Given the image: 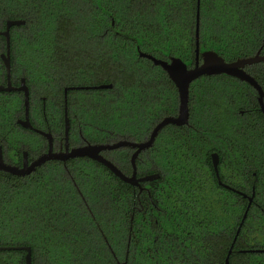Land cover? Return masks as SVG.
<instances>
[{
    "label": "trees",
    "instance_id": "obj_1",
    "mask_svg": "<svg viewBox=\"0 0 264 264\" xmlns=\"http://www.w3.org/2000/svg\"><path fill=\"white\" fill-rule=\"evenodd\" d=\"M196 12L197 0H0V31L8 19L25 20L10 28V55L36 82L32 88H45L49 67L62 76L58 84L82 86L69 93H80L88 139L142 140L178 101L167 73L140 52L193 64ZM199 47L226 61L264 54V0H200ZM245 69L264 90V62ZM257 97L228 74L192 81L188 124L165 126L136 161L139 175H160L141 183L149 193L82 159L83 196L70 182L49 196L31 181L0 178V245L30 246L31 264H224L233 243L229 264H264ZM117 152V166L130 171L128 149ZM25 255L1 250L0 264H25Z\"/></svg>",
    "mask_w": 264,
    "mask_h": 264
},
{
    "label": "flooded vegetation",
    "instance_id": "obj_2",
    "mask_svg": "<svg viewBox=\"0 0 264 264\" xmlns=\"http://www.w3.org/2000/svg\"><path fill=\"white\" fill-rule=\"evenodd\" d=\"M10 39H11V35H10ZM2 53H6V49L4 52H0V62L5 72V75L0 74V86H9L8 82H10V87H11L9 90H0V162H2L6 166L14 167L19 170L22 168H29L40 157L47 154L49 149L51 150L52 153H65L67 150L70 151L72 148H76L88 144H100V143L108 144L120 140H129L134 142L144 141L148 139L154 126L159 121H161L165 116H176L178 114L179 95L177 91V93H175L178 101L176 111L174 113L167 112L166 115H163L159 120H157L154 126L152 127L150 133L144 139L142 140L129 139L127 137H124L113 140L111 142L92 141L85 136L83 131L84 126L80 122V118L82 115L80 113V109L82 108V104H83V102L80 101V93H69L70 91H74L78 89L80 90V88L82 87L80 86V84L78 85L58 84L62 76L59 75V72H57V74L53 72L54 69L52 67H49L48 68L49 74L47 75L48 79L45 82V88H41L43 85H40L39 86L40 88L35 90L32 87H34V84L36 82L34 80H31L30 77L26 76L25 71L22 70V67L20 66L19 60L14 62L11 61V55H10V75L9 77L7 76L6 67L1 57ZM158 59L165 60L163 58H158ZM169 59L170 57H168L166 61H169ZM194 61H195V57H194ZM193 64H189V65L186 64V65L187 67H192ZM156 66L162 69L161 66L159 65ZM162 70L164 71V69ZM22 80H24L25 85L28 88L29 105H28L27 117L30 125L32 126L31 128L24 126L23 124V122L26 120V109H25V91L19 89V87L22 84ZM170 81L173 83L171 79ZM101 85H111L112 87L111 83L101 84ZM97 86L100 85H96L94 87L97 88ZM97 89H105V88H97ZM166 94H168L169 97L168 99H171L175 95L174 93H166ZM65 110H67V115L69 117V122H70V128L68 131L67 140L65 138V131H64ZM157 113L162 115L165 113V111L162 112L158 111ZM144 122L147 121L144 120ZM167 125H174V124H167ZM128 127L131 128L132 126L128 125ZM144 127L145 125L142 123L140 126L136 125L137 130H143ZM161 130L158 132V135L161 132ZM39 131H42L46 134H50L51 142L49 141L48 137H46L43 133H40ZM121 149H128L129 164L131 169L129 171V169L127 170L126 168L123 171L120 167L118 168H120V170L124 174L130 176L133 171V167L131 164V156L135 151V148L120 147L112 150H102L100 153L117 166V160L121 161L120 160L121 154L120 152L117 151H120ZM143 151H141L138 154L135 163L139 155ZM81 159L84 162H86V164H92L95 166H96L95 164L96 162L100 163L87 156L66 158L65 160L51 158V159H46L44 162H42L39 165H35L34 168H31L29 172L24 174H14L0 168V178L3 180L12 179L13 183L21 182L25 184L31 181L34 184V186H37L36 190L47 189L45 195L48 193L49 190H52V187L54 185H58L63 181L66 183L70 182L71 185L75 187L78 195L83 196L80 189V184H78L76 180V179L80 180V178L82 177L81 175L83 173L84 162L82 163ZM55 173H57L58 176ZM136 176L137 177L142 176L138 174L137 163H136ZM225 187L227 189H231L232 191L243 193L227 183H225ZM143 189L145 192L149 193V190L146 187H142L140 191H143ZM0 200H1L0 201V207H1V205L5 204L6 201L5 195H1ZM31 259H32V255H31Z\"/></svg>",
    "mask_w": 264,
    "mask_h": 264
},
{
    "label": "water",
    "instance_id": "obj_3",
    "mask_svg": "<svg viewBox=\"0 0 264 264\" xmlns=\"http://www.w3.org/2000/svg\"><path fill=\"white\" fill-rule=\"evenodd\" d=\"M25 20L23 19H8L6 21V26L4 30L0 31V34L5 37L6 40V53H2L1 57L4 61V65L6 67L7 76L10 75V28L12 26L23 25ZM199 25H200V0H197V12H196V26H195V61L192 67H187L186 63L177 57H170L169 61L158 59L151 54H147L144 52H140V56L146 57L150 59L155 65H159L164 69L169 78L175 84L178 95H179V106H178V114L176 116H165L161 121H159L154 128L152 129L148 139L140 142H134L129 140H120L114 143H100V144H88L76 148H72L70 151H66L65 153H52L49 149L48 153L40 157L37 161H35L29 168L17 169L14 167L6 166L2 162H0V168L14 173V174H24L30 171L31 168H34L35 165H39L44 162L46 159H59L65 160L66 158L73 157H84L87 156L92 158L104 166H106L110 171H112L118 178L122 181H125L131 185L138 186L140 189L142 188L141 182L153 181L156 180L160 175L158 173L145 174L141 177L136 176V163L135 160L138 154L151 147L158 135V132L167 124H174L178 126H182L188 124L189 121V86L192 81L195 79L204 76V75H215V74H228L232 75L240 80H243L250 84L258 93L257 101L259 107L264 114V90L258 81L246 71L245 67L247 65H251L254 63L264 62V54H261L260 49L254 54L247 57H241L235 59L233 61H226L222 56L217 54L213 50H206L200 52L199 47ZM9 86H0V90H9L10 82H8ZM111 85H100L97 88H108ZM87 88V87H86ZM96 88V87H95ZM19 89L25 91V109H26V120L23 122L24 126L32 127L28 121V88L25 85L24 80H22V84ZM64 124H65V138L67 140L68 131L70 128L69 117L67 115V110H65L64 115ZM46 137H48L51 142L50 134H46L42 131ZM120 147H131L135 148L131 156V164L133 167L132 174L130 176L124 174L118 166H116L112 161L105 158L100 152L102 150H112ZM212 162L215 170L217 171V163L218 157L216 154L212 156ZM252 200V197L249 198V201ZM247 210L244 213L241 224L244 221ZM240 228H238L237 232ZM233 243L225 257L224 264H229V255L232 251ZM24 250L26 251L25 262L26 264H31V247L26 245H0L1 250ZM260 251V250H255Z\"/></svg>",
    "mask_w": 264,
    "mask_h": 264
}]
</instances>
